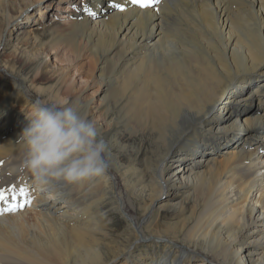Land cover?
Wrapping results in <instances>:
<instances>
[{"label": "bare ground", "instance_id": "1", "mask_svg": "<svg viewBox=\"0 0 264 264\" xmlns=\"http://www.w3.org/2000/svg\"><path fill=\"white\" fill-rule=\"evenodd\" d=\"M87 1L95 15L79 8L46 31L72 59L98 63L85 84L101 87L99 104L74 80L52 104L94 122L109 167L33 182L20 167L26 115L8 106L43 94L28 87L38 56L11 65L0 187L26 186L32 202L0 215V264H264V0H116L123 12Z\"/></svg>", "mask_w": 264, "mask_h": 264}, {"label": "rangeland", "instance_id": "2", "mask_svg": "<svg viewBox=\"0 0 264 264\" xmlns=\"http://www.w3.org/2000/svg\"><path fill=\"white\" fill-rule=\"evenodd\" d=\"M85 5L89 7L91 4L87 0H0V6L6 8L5 13L0 11V30L6 13L11 16L8 25L5 24L0 43V104L3 102V95L10 90L15 81V77L8 72L10 66L14 65L21 69L22 58L31 59L34 56H38V62H32L26 70L30 78L28 87L30 84L33 91L38 89L43 91L42 95H38L40 98L36 95L34 98L52 104L55 100L54 95L61 90L64 82L67 84L74 80V86L80 91V96H89L93 105L99 104L101 87L85 84L87 80L85 74L89 71L93 75L97 74L98 63L87 61L82 56L79 59H72L66 45L54 41L56 34L46 31L50 25L60 27L69 19L72 20V12L84 8ZM41 67L45 70L43 78L32 83L31 78ZM25 101L19 108L18 105L14 106L13 101L8 108L24 116L35 100ZM58 103L60 102L56 104ZM180 166L183 169L185 163L177 164L176 168ZM115 218L120 219L119 216Z\"/></svg>", "mask_w": 264, "mask_h": 264}, {"label": "clouds", "instance_id": "3", "mask_svg": "<svg viewBox=\"0 0 264 264\" xmlns=\"http://www.w3.org/2000/svg\"><path fill=\"white\" fill-rule=\"evenodd\" d=\"M25 114L27 123L18 138L20 167L35 184L47 185L51 180L73 184L106 174V144L98 138L94 122L75 107L37 99Z\"/></svg>", "mask_w": 264, "mask_h": 264}, {"label": "snow or ice", "instance_id": "4", "mask_svg": "<svg viewBox=\"0 0 264 264\" xmlns=\"http://www.w3.org/2000/svg\"><path fill=\"white\" fill-rule=\"evenodd\" d=\"M126 3L141 9H149L158 5L160 0H126ZM111 7L121 12L126 10L125 4L117 3L116 0H111ZM84 11L89 15H95L87 5L84 6ZM31 202L32 199L26 186L17 187V185L11 184L6 187H0V215L14 213L30 205Z\"/></svg>", "mask_w": 264, "mask_h": 264}]
</instances>
